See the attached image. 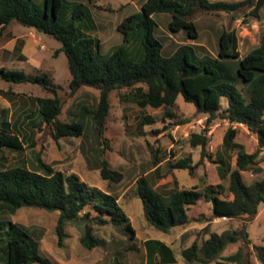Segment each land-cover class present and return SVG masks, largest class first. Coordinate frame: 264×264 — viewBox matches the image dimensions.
Instances as JSON below:
<instances>
[{
    "label": "trees",
    "instance_id": "trees-1",
    "mask_svg": "<svg viewBox=\"0 0 264 264\" xmlns=\"http://www.w3.org/2000/svg\"><path fill=\"white\" fill-rule=\"evenodd\" d=\"M43 2L40 7L33 0H0V34L6 26L18 21L56 38L62 43L60 51L68 58L72 93L91 87L99 90V99L91 109L83 106L72 120L65 121L60 117L65 100L47 74L33 76L24 70L1 67L0 77L4 80L15 84H38L53 94L34 99L40 117L37 126H48L56 141L63 137L90 140L89 149L83 145V152L92 168L100 170L103 179L120 182L123 174L114 169L106 157L110 148L105 132L111 92L133 89V100L140 108L174 106L178 97L183 96L185 101L196 106L198 113L207 115L205 130L194 133L190 142L193 146H201V161L209 158L217 164L221 180L229 177L230 197L221 195L225 190L222 183L215 185L206 182L205 178L192 188H177L165 194L154 187L148 174L137 179L145 216L166 233L177 226L206 223L203 229L209 237L202 243L194 240L190 246L182 248L181 253L188 263L255 264L246 222L257 216L264 203V177L247 184L242 171L254 167L264 149V33L260 44L244 57L235 28H221L217 56L200 54L193 44H182L171 55L165 56L164 45L155 34L154 15L171 14L169 29L173 32L186 30L189 38L196 39L199 37L197 15L225 12L235 21L249 10L248 14L260 17L264 0H145L142 12L130 14L118 24L123 42L107 54L100 52L99 40L82 28L84 20L91 18L88 6H69L66 0ZM239 84L246 87L247 97L238 88ZM224 98L227 106H223ZM34 112L26 111V119L21 124L25 125V120H29ZM13 116L8 109L0 110V264H54L40 252V238L27 226L12 220L11 215L23 207L58 211L57 232L61 240L66 235L68 223H79L82 225L81 243L89 249L102 245L90 220L100 225L122 227L128 239L134 242L136 230L119 203V197L89 185L76 173L66 174L55 169L44 161L42 151L35 149V141L28 144L32 148L28 160L16 164L9 162L6 153L21 154L26 150L28 140L17 120L13 121ZM86 117H89L87 122ZM218 118L244 124L257 136L259 149L248 152L235 140L238 129L233 126L227 129L223 150L226 153L236 150L235 168L225 152H218L215 159L208 153L207 132ZM151 122H154L152 117L143 118V123ZM201 161L194 163L192 156H187L178 159L173 167L187 169L193 174ZM202 199L211 203V214L191 216L190 208ZM86 208L91 209L86 213L88 219H83L81 213ZM91 210L96 214L92 215ZM223 217L244 219L245 222L237 229L228 228L221 233L208 230L216 218ZM238 242H242L238 249L226 254L228 247ZM146 245L148 259L159 251L156 264L176 261L173 250L165 243L147 240ZM254 248L258 260L264 264V245H254Z\"/></svg>",
    "mask_w": 264,
    "mask_h": 264
},
{
    "label": "rangeland",
    "instance_id": "rangeland-1",
    "mask_svg": "<svg viewBox=\"0 0 264 264\" xmlns=\"http://www.w3.org/2000/svg\"><path fill=\"white\" fill-rule=\"evenodd\" d=\"M43 7L44 0H33ZM145 0H66L67 4H85L90 9V19H85L83 30L99 40L100 52L107 54L123 42V34L118 30V24L133 13L142 12L141 4ZM214 1V0H211ZM239 1V0H227ZM250 13V11H247ZM242 14L232 21L225 12L202 13L195 21L199 30V37L189 38L186 30L173 32L169 29L171 14L157 13L155 34L163 43V54L171 55L182 44H193L200 54L217 56L219 48V32L221 28H235L239 38L241 56H246L256 48L264 33V6L260 10V17ZM62 43L56 38L29 28L18 21H14L0 34V68L24 70L36 76L47 74L51 82L58 86L59 94L65 100L61 119L72 120L80 108L90 109L99 99V90L83 87L72 93L70 82L72 75L65 52L60 51ZM59 51V52H58ZM238 88L247 97L246 87L239 84ZM0 110L8 109L10 115L14 113L13 121L17 120L23 132L27 134L26 150L21 154L7 152L8 160L16 164L21 160H28L32 148L29 143L35 141V149L42 151L45 162L64 173H76L82 180L92 186H97L119 197V203L130 217L136 230V240L128 239L122 227L113 224L100 225L94 220L89 223L94 234L102 241L101 246L89 249L81 243L82 225L68 223L65 237L61 240L57 232L59 218L58 211H48L36 207H23L16 214L11 215L14 222L27 226L40 238V252L54 264H156L158 253L148 259L146 241L156 240L168 244L176 258L175 264L188 263L181 251L184 246H190L194 240L199 243L209 237L204 230L206 223L194 222L196 228L189 230L187 236H180L184 227H174L169 233L157 229L151 224L144 211L143 201L138 194L137 179L148 175L154 187L165 194L174 189L192 188L201 183L203 178L212 184L222 183L225 190L223 197H230L229 177L221 180L217 164L209 158L201 161V146H193L190 142L194 133L205 130L207 115L198 113L193 103L185 101L179 96L174 106L140 108L133 100V89L124 88L114 90L110 94V111L107 118L105 137L109 140L106 157L114 169L123 174L120 182L103 179L100 170L92 168L83 145L86 149L92 143L84 137H63L56 141L50 134L48 126H37L40 120L37 113L36 97L53 96L42 86L33 83L15 84L0 77ZM227 106V100H222ZM35 111L25 125L21 124L26 117V111ZM150 116L154 122L143 123V118ZM89 117L85 118V122ZM36 126L34 127V125ZM236 127L238 133L236 141L245 146L246 151L255 152L259 149L256 134L246 125L231 123L227 119L218 118L207 132L209 137L208 153L213 159L218 152L223 151L225 132L230 127ZM108 145V144H106ZM236 150L224 153L230 157L232 167L236 166ZM192 156L194 163L200 164L193 174L187 169L174 168L173 165L180 158ZM93 154L91 159H93ZM159 166L158 170L156 168ZM247 184L264 177V149L260 152L258 163L248 170L242 171ZM86 208L81 214L88 219ZM92 211V210H91ZM212 205L202 199L190 208L191 216L200 217L201 214L210 215ZM92 211V215H95ZM244 219H224L213 221L209 231L221 233L225 229H237L244 224ZM252 240L251 250L254 262L258 261L254 245H264V203L257 216L246 222ZM204 225L198 228L199 225ZM132 244L135 246L132 247ZM242 242L228 247L226 254L238 249ZM172 264V263H168ZM216 264V263H212Z\"/></svg>",
    "mask_w": 264,
    "mask_h": 264
},
{
    "label": "crops",
    "instance_id": "crops-1",
    "mask_svg": "<svg viewBox=\"0 0 264 264\" xmlns=\"http://www.w3.org/2000/svg\"><path fill=\"white\" fill-rule=\"evenodd\" d=\"M143 4V3H142ZM142 4H141V7H142ZM223 220V218H216L214 221H222ZM204 225L202 224V225H199L198 226V228H202ZM182 227H184V226H182ZM197 226L196 225H193V224H191V225H189V226H186V227H184V231L181 233V235L180 236H182L185 232H187V231H189L190 229H192V228H196ZM166 244V243H165ZM166 245H168V244H166ZM169 246V245H168ZM177 261H175V262H172V264H175ZM194 263H196V264H203V263H200V262H194ZM212 264V263H211ZM255 264H262L259 260L258 261H256L255 262Z\"/></svg>",
    "mask_w": 264,
    "mask_h": 264
},
{
    "label": "built area",
    "instance_id": "built-area-1",
    "mask_svg": "<svg viewBox=\"0 0 264 264\" xmlns=\"http://www.w3.org/2000/svg\"><path fill=\"white\" fill-rule=\"evenodd\" d=\"M224 219H227L226 217H223Z\"/></svg>",
    "mask_w": 264,
    "mask_h": 264
}]
</instances>
